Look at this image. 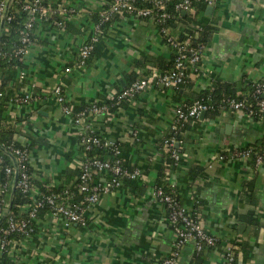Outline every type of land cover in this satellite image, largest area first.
Returning <instances> with one entry per match:
<instances>
[{
  "label": "crops",
  "instance_id": "0c3cea01",
  "mask_svg": "<svg viewBox=\"0 0 264 264\" xmlns=\"http://www.w3.org/2000/svg\"><path fill=\"white\" fill-rule=\"evenodd\" d=\"M48 2L74 10L59 16L64 27L55 19L35 21L21 70L25 90L36 97L6 105L2 115L5 128L14 130L13 140L29 149L30 197L45 185L74 184L85 124L118 143L124 164L143 176L89 204L84 226L66 227L61 218L39 213L36 231L20 245L11 244L10 254L17 264H157L171 252L174 239L167 208L154 194L163 166L160 144L171 129L174 107L211 90L216 81L237 85V93L246 95L249 83L264 79V0H213L211 11L196 16L206 27L202 71L181 86L153 84L111 113L92 114L78 125L61 112L49 89L62 85L73 106L98 102L136 78L161 74L172 65L173 51L150 19L120 14L95 30L93 15L108 0ZM187 12L194 15L196 9ZM94 33L98 39L86 66L75 67L79 46ZM263 132V121L233 110L200 114L183 131L177 146L181 159L168 171L169 183L186 210L200 212L217 243L200 252L187 243L176 264H221L228 244L234 246L235 264H264V161L256 167L236 155ZM12 186L13 177L4 206Z\"/></svg>",
  "mask_w": 264,
  "mask_h": 264
},
{
  "label": "built area",
  "instance_id": "2783aa9c",
  "mask_svg": "<svg viewBox=\"0 0 264 264\" xmlns=\"http://www.w3.org/2000/svg\"><path fill=\"white\" fill-rule=\"evenodd\" d=\"M13 1L15 0H9V2L5 0L0 4V19L5 7L8 5L9 8ZM149 1L152 4L151 8L136 6L135 0H108V4L98 11L100 21L97 22L95 30L98 31L101 24L110 20L113 15L120 14H127L138 18H148L154 22L155 25L156 22L163 23L165 19L169 17V14L164 10V0ZM203 1L207 5L213 3V0ZM21 6L29 15V19L26 21L24 29L21 32L22 46L15 51V55L18 56L19 59H24L30 52L32 44L30 31L33 28V21L37 15L39 17H48L54 14L64 16L66 13H70L74 10L67 6L51 7L50 4L43 5V0H23ZM175 7L181 12H187L193 8L192 0H181ZM57 24L64 27V22L62 20L57 21ZM158 31L160 34H164L166 42L176 49L172 69L161 74L152 72L136 79L114 93L108 99H130L135 97L140 91L156 83L162 84L165 87H177L184 81L186 70L190 66L196 71H202L197 64L201 61L203 52L206 48L205 45L190 46L187 45V43H180L164 26L159 27ZM97 39V35L94 33L88 40L79 46L75 67L83 68L86 66ZM65 70L70 71L71 68L66 67ZM18 77L24 80L25 72L21 70ZM252 83L254 86L252 96L256 100L257 110L260 113L259 119L264 122V80H258ZM47 93L55 98L56 102L60 105L61 112L64 115H70L75 124L86 123L88 115H86L84 111H73V105L66 98L62 85H55L49 89ZM237 95L239 94L237 93ZM237 95L225 99L224 103L219 106L220 111H241L250 115L252 109L246 106L242 99H238ZM2 96L3 92L0 91V98ZM34 97L36 96L32 91L25 90L24 88L21 89L11 101H13V104H24ZM107 107L108 106L105 104L100 105L97 104V102H92L89 104L88 109L91 114L108 113ZM208 107L206 103L200 100H195L189 104L187 102L177 103L174 107V120L171 130L177 133L178 129L188 122L189 119L197 118L202 112H205ZM84 127L86 129L82 132L80 138L84 149H89L93 145L112 146L113 143L102 139L97 134L90 131L86 124ZM262 138L264 141V132ZM176 144L174 140L169 142V145L174 147L171 155L175 160V165H177L181 159L180 151L177 149ZM111 151L112 155L105 159L88 158L84 155L79 157V174L76 178L75 187L80 193L84 194L80 202H76L72 197L66 196V191L62 193L65 194L64 198L60 199H58V197L62 196L61 193L42 196V193L38 192L37 196L41 195L40 198H34L33 202L30 204L21 206V212H25L24 216H8L6 227L0 228V254L5 251L7 247L10 249L11 244H13V246L20 245L25 237L32 235L39 211L43 206H47L48 215L61 218L66 227L72 224L84 226L87 224L84 210L89 204L97 202L102 195L121 186L124 179L132 181L143 176V173L137 167L130 168L124 164L121 149L118 146H112ZM10 152L15 157L19 170L16 188H19L23 193H30L32 185L29 180V175L26 172V163L29 161V151L26 147H18L12 148ZM251 152V147H244L238 150L236 155L246 159L250 158ZM218 158L222 159V156L220 155ZM263 161L264 143L261 152L255 155L253 162L257 167ZM5 172L7 175L11 176L12 179L15 167L7 166ZM154 194L167 208V220L171 224L174 233L171 252L162 259V264H176L182 247L187 243H192L196 252H200L204 247H210L217 243V238L205 229L203 217L200 212H190L186 210V208L174 198L173 194H166L161 188L156 186H154ZM7 204L3 206L0 215L5 210ZM12 233L22 234L23 239L8 238L7 236L12 235ZM235 261L236 253L234 246L228 244L224 249L221 264H234Z\"/></svg>",
  "mask_w": 264,
  "mask_h": 264
},
{
  "label": "trees",
  "instance_id": "16d2710c",
  "mask_svg": "<svg viewBox=\"0 0 264 264\" xmlns=\"http://www.w3.org/2000/svg\"><path fill=\"white\" fill-rule=\"evenodd\" d=\"M4 1L5 0H0V4ZM22 1L23 0H18V1L15 0L8 8L7 17L5 18V23L0 38V91L3 92V96L0 98V146L4 148L7 152H10L12 148L26 147L13 140L14 130L11 129L10 127L5 128V123L3 122V118H2L5 108L7 107L6 105L13 104V101H11L12 98L22 88L25 87V81L19 79L18 77L19 72L22 69L24 59H19V57L15 55V51L22 46L21 32L24 29V25L26 21L29 19V15L27 14V12L22 9L21 6ZM180 1L181 0H164V4H165L164 10L169 14V17L166 18L163 23L156 22L157 30L159 27L164 26L171 34L175 36L176 40L179 41L180 43H187V45L190 46H198V45L206 46V39H205L206 27L201 25V23L198 21L196 16L199 12L205 10L207 4L203 0H192V6L196 9V12L194 13V15H191L188 12L183 14L181 11L176 9L175 5ZM47 4H50L51 7L57 6L56 4H52L48 2V0H43V5H47ZM135 5L142 8L152 7V4L149 0H135ZM59 16L60 15L58 14H54L48 17L46 16L39 17L37 15L33 21V28H34V23L37 19H41V20L55 19L57 21L62 20V17ZM93 16H95L96 18L95 20L97 22L100 21V17L98 13H95V15ZM144 19H148V18H144ZM108 21H105L102 24H105ZM33 28L30 31V35L32 38L31 43L33 42ZM174 30H177L176 34ZM161 36L163 38V41L172 49L173 51L172 59H174L176 55V49L172 47L171 44L166 42V37L164 34H161ZM197 65L199 67L201 66L200 63H198ZM172 66L173 63L169 68L163 70L162 73L171 70ZM196 72L198 71L194 70L193 67L191 66L188 67L186 70V76L184 78V81L178 86L185 84L189 76ZM253 88H254L253 83H249V85H247V90L244 91L247 92L246 95H242V94L237 95V92L239 91V87L237 85L227 82L216 81L214 82L213 88L211 90L202 93L196 98L186 102L189 104L195 100H200L201 102H204L209 106L205 112L217 113L220 112L219 106L224 103L225 99L229 97H235L237 95L238 99H242L246 104V106L252 109L250 116H253L255 119H259L260 113L257 110L256 100L252 96ZM34 92L35 91H33V93ZM124 100L125 99L117 100V98L114 99L105 98L101 101H98L97 104L107 105L108 113H111V111L119 107ZM88 106L89 104L81 105V106L74 105L73 111L74 112L84 111V113L88 115L89 118V116H91L92 114L89 111ZM191 120L192 119H189L188 122L182 125L180 129H178L177 133H174V131L170 129L168 134L162 138L160 144L163 155V166L159 174V177L156 180L155 186L161 188L163 192L166 194H173L174 198L178 202H179V198L176 192L174 191V188L170 185L168 179L169 178L168 171L176 166L175 160L171 155L172 149L174 147L170 146L169 142L171 140H174L177 144H179L181 141V135ZM263 143L264 141L263 138L261 137V139L254 145L246 146L252 148V152L250 155L251 160H254L255 155L261 152ZM112 146H118L121 149L118 143H113ZM112 146L106 147V146L93 145L89 149H84V146L82 145L80 148V152L81 155H84L88 158L105 159L108 156L112 155V151H111ZM26 148L28 149V147ZM177 149L179 150L180 148L177 147ZM7 166L14 167V163H12V160L9 158V156L6 153L0 150V167H1L0 213L3 210L4 201L6 198V190L8 188L11 179V176L7 175L5 172V168ZM130 168H134V167H130ZM26 172L29 175V180L32 185V169L29 162L26 163ZM78 174H79V167L77 168V176ZM129 182H130L129 179L123 180V183H129ZM75 183L76 180L72 186L64 187V188L45 185L41 187L39 192L42 193V196L47 194L61 193L62 196L58 197V199H60V198H64L65 194L62 193L66 191L67 192L66 196H70L72 197V199H74V201L80 202L83 199L84 194L80 193L77 190V188L75 187ZM40 197L41 195H38L35 198H40ZM33 200L34 198L30 197L29 192L23 193L19 188H16L9 199V201H11L10 211L5 216L3 221L0 223V228L6 227L8 216H16V215L24 216L25 212L23 213L21 212V206L26 204L28 205L31 202H33ZM47 209H48L47 206H43L40 209L39 213L47 212ZM249 215H251L249 221L253 222L255 218L252 217V213H249ZM33 230L34 233L36 231V227H34ZM7 237L11 239H23V235L19 233H12V235ZM0 264H17V258H15L12 254H10L9 247H7V249L0 254ZM157 264H162V260L158 261Z\"/></svg>",
  "mask_w": 264,
  "mask_h": 264
},
{
  "label": "water",
  "instance_id": "95a60500",
  "mask_svg": "<svg viewBox=\"0 0 264 264\" xmlns=\"http://www.w3.org/2000/svg\"><path fill=\"white\" fill-rule=\"evenodd\" d=\"M9 2V0H8ZM213 8L212 5H208L206 6V9L207 11H211ZM7 11H8V5L5 7V10L2 14V17L0 19V38H1V34H2V30H3V27H4V23H5V18L7 16ZM183 14H185L186 12H182ZM205 112H202L201 113V116L204 115ZM178 146V144H176V147ZM0 150L4 153H6L7 155L10 156V158L12 159L13 163H14V166H15V172H14V176H13V186H12V194L13 192L15 191L16 189V182H17V178H18V173H19V170H18V165H17V162H16V159L15 157L10 153V152H7L4 148H2L0 146ZM10 206H11V201H8V204L5 208V210L2 212V214L0 215V223L3 221V219L5 218V216L9 213L10 211ZM192 244V243H191Z\"/></svg>",
  "mask_w": 264,
  "mask_h": 264
}]
</instances>
